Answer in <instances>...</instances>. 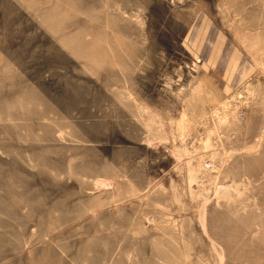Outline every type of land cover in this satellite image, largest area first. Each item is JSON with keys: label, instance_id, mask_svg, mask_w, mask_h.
<instances>
[{"label": "rangeland", "instance_id": "rangeland-1", "mask_svg": "<svg viewBox=\"0 0 264 264\" xmlns=\"http://www.w3.org/2000/svg\"><path fill=\"white\" fill-rule=\"evenodd\" d=\"M0 264H264V0H0Z\"/></svg>", "mask_w": 264, "mask_h": 264}]
</instances>
